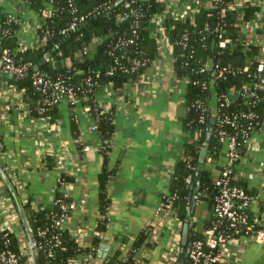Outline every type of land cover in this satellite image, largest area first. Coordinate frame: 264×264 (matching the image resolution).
I'll list each match as a JSON object with an SVG mask.
<instances>
[{
  "label": "trees",
  "instance_id": "obj_1",
  "mask_svg": "<svg viewBox=\"0 0 264 264\" xmlns=\"http://www.w3.org/2000/svg\"><path fill=\"white\" fill-rule=\"evenodd\" d=\"M127 1L129 0H76L75 12H71L66 0L53 1L55 9L46 18L40 19L37 35L44 40L35 48L29 46L19 48L18 25L7 21L6 13L2 11L5 6H0V55L4 48H9L16 61L30 63L28 71L21 77L16 79L0 77V80L15 85L21 91L30 115L49 116L51 119L58 115V108L62 103L48 106L43 113L38 111L42 106L41 99L46 95L37 90L33 83L34 69L43 72L53 81L64 80L67 85L74 87L82 104L91 106V115L95 119L97 132L101 137V152L106 157L115 130V109L112 107L106 111L100 108L95 110L94 96L101 86L112 84L118 89L130 84L146 82L147 70L160 55V42L158 35H153L154 24L151 18L161 13L166 28L172 26L167 33L173 49L171 67L178 80H185L182 82L188 108L185 128L191 135V140L184 145L182 159L178 162L171 178L169 192L173 197L166 196L164 199L171 204V208L183 224L188 194L196 178V164L210 119L215 117L216 120L208 145L206 167L202 174L200 189L197 191L198 200L206 203L208 207L213 205L214 197L219 190L216 184L217 177L212 176L213 173L207 165L216 161L218 151L223 147L219 130L236 134L239 153L243 157L248 151L254 133L261 132L264 128V88L258 89L256 86L261 79L264 80V68L262 71L258 70L260 61L264 60L263 45L251 41L245 46L239 40L242 24L257 21L261 5L249 1L243 6L231 7L220 3L208 7L207 0H199L198 10L185 18H180L173 14L172 0L133 2L130 0V6H126ZM225 1L227 3L232 0ZM26 2L30 9L41 13L48 6L49 1L26 0ZM133 9L136 10L137 15L131 12ZM89 12L90 15L78 24L76 30L65 35L60 33L61 28L72 15ZM119 13H128V17L121 20L118 18ZM238 15H241L242 19H238ZM217 28H223L224 37L231 38L230 44L224 47L218 46ZM262 30L259 28L258 32ZM94 38L100 39L94 42ZM178 41L181 42L177 43ZM207 56L214 60L218 70H223L221 74L218 70H201ZM134 59H139L143 64L133 66ZM109 69H112V72L109 73ZM85 78H90L93 84L87 86L84 83ZM244 86H247V89ZM223 95L229 97V104L220 105L223 102ZM211 106L215 107L214 113ZM243 113L248 116L242 115ZM235 117L236 120L232 125L229 120ZM239 162L237 161L233 166L230 183L241 186L250 196H254L257 194L256 188L248 187L237 172ZM109 174L110 171L106 168L101 172L100 181L103 186ZM189 175H192L190 182L187 181ZM62 196L59 193L56 195L52 208H31L28 203L22 206L24 228L31 240L33 264H65L86 256L92 258L99 248L101 236L94 238L91 248H85L66 228L61 229L55 225L60 213L57 199L63 198ZM108 209V200L103 196L98 221L100 232L107 227ZM214 219L213 213L209 221L204 224V229L200 231L194 224L191 228L192 239H202L207 236L206 234L212 230ZM251 223L255 228L258 227L253 218ZM218 228L224 232L227 241L238 236L242 230L238 228L236 231L224 222ZM40 230H44L45 233H40ZM56 234L59 235L58 244L52 242V236ZM8 237L11 246L16 248L14 234L9 232ZM147 238V233H139L126 253L123 247L127 245V240L124 238L120 248L105 261V264L143 263L146 257L141 255V249L150 245ZM3 241V234L0 233V247L3 246ZM49 247L52 249V255L47 254ZM35 248L38 249V255L35 253ZM38 257L40 262L37 261ZM184 264L191 262L187 258Z\"/></svg>",
  "mask_w": 264,
  "mask_h": 264
},
{
  "label": "crops",
  "instance_id": "obj_2",
  "mask_svg": "<svg viewBox=\"0 0 264 264\" xmlns=\"http://www.w3.org/2000/svg\"><path fill=\"white\" fill-rule=\"evenodd\" d=\"M259 28L263 30L258 32ZM250 35L251 41L264 45V4ZM172 62L165 49L147 70L143 84L118 89L99 87L97 99L103 110L115 109V130L106 157L101 152V137L92 129L95 119L90 112L64 102L52 119L33 117L19 110L21 91L0 80V222L9 221L18 229L17 220L25 223L24 204L52 208L59 193L76 204L65 228L85 248H91L98 236L104 196L109 206L108 223L90 264H105L124 238L126 253L141 232L147 233L150 241L141 249L146 257L141 264H173L181 248L182 223L176 213L157 215L156 208L161 196L169 192L191 135L185 128L188 108L183 84L176 78ZM225 149L218 151L215 162L207 163L215 178L226 162ZM104 168L110 174L103 186L100 174ZM237 172L248 187L259 193L250 215L261 226L264 133L252 139ZM61 174L67 182L60 186ZM212 214L211 205L197 201L194 224L199 231ZM101 244H107V250H102ZM226 248L220 264H264V242L247 238L242 230L227 242Z\"/></svg>",
  "mask_w": 264,
  "mask_h": 264
},
{
  "label": "built area",
  "instance_id": "obj_3",
  "mask_svg": "<svg viewBox=\"0 0 264 264\" xmlns=\"http://www.w3.org/2000/svg\"><path fill=\"white\" fill-rule=\"evenodd\" d=\"M48 6L41 12L36 13L32 9L29 8L26 0H18L15 2L14 0H0V6H4V3L7 2V5L3 8V12L6 13V18L9 23H14L18 25V43L19 48L38 47L43 43L44 38L38 37L37 32L40 27V19L46 18L55 8L53 1L48 0ZM71 8V12H75V2L76 0H66ZM136 0H131V2ZM162 1V0H158ZM167 1V0H165ZM255 2L257 4H264V0H232L226 3L225 0H207L206 4L208 7L217 6L220 3H224L231 7L233 6H243L247 2ZM174 4L173 14L175 17L185 18L188 14L195 12L198 10V6H200L199 0H172ZM126 6H130V0L125 3ZM223 10V9H222ZM133 14L137 15L135 9L131 10ZM222 12V11H221ZM88 14H79L72 15L70 20L65 24L63 28H61L60 33L65 35L69 32H72L77 29L78 24L82 22ZM128 17V13H119V19H125ZM238 19H242L241 15L237 16ZM151 21L154 24V34L158 35V41L160 42V56L162 57L163 50L167 49L168 53L172 56V47L171 43L167 38V33L169 28L164 24V18L161 13H157L152 16ZM253 22H244L241 27V36L239 40L243 45L247 46L251 42V35L249 36V31L251 30ZM218 30V46L224 47L227 44H230L231 38L224 37L223 28H217ZM1 31V25H0ZM30 36V41H29ZM100 38H94V42H98ZM178 41L177 43H180ZM183 43V42H182ZM255 43V42H254ZM185 45V43H183ZM256 44H258L256 42ZM262 50L264 51V45L262 46ZM173 61V56H172ZM214 60L207 56L204 60L203 66L201 70H213L216 71L217 65L214 64ZM133 66L137 67L142 65L143 63L139 59L133 60ZM30 63L26 62H18L16 61L9 48H4L0 55V72L4 73H13V74H23L28 71ZM115 67L113 66L112 69ZM264 68V60L262 59L258 65V70L262 71ZM112 69H109L108 72H112ZM247 67L244 68L246 70ZM126 70V69H123ZM223 72L222 69L218 70V73L221 74ZM33 83L36 85V89L39 90L43 95L41 99L42 106L39 107V112L43 113L46 111L48 106H51L54 103H63L66 102L72 108H80L86 110L91 113V106L88 104H82L81 99L77 94V90L67 85L64 80H55L48 78L43 72L34 69L32 73ZM185 80H181L184 82ZM84 83L87 86H91L92 80L90 78H85ZM112 86V84H110ZM258 89L264 88V80L256 85ZM247 89V86H244ZM23 100V99H22ZM40 101V100H39ZM94 101L96 104L95 110L99 108L103 110L102 104L97 99V94L94 96ZM229 97L223 95V102L220 105L229 104ZM28 105L23 100L21 103V107L19 110H22L26 114H30V110L27 109ZM213 113L215 110L214 106H211ZM246 115V114H242ZM248 115H246L247 117ZM235 118H231L229 122L234 125ZM93 130H97L96 122L92 125ZM263 130V132H262ZM261 132L254 133V137L258 133H264V128H262ZM220 140L223 142V147L225 149L226 154V162L222 166L219 175L216 179V184L219 186V190L214 197L213 203V213H214V221L213 227L209 234H206L204 238H195L191 239V245L188 250V260L191 264H216L223 261L224 254L227 251L226 244L227 237L221 229H219V225L223 222L228 224L230 227L238 231V228L242 229V232L245 234L247 238L255 242H264V224L258 227H254L251 223L250 210L252 209L253 203L256 199L259 198V193L254 196H250L244 188L238 185H233L230 183V175L233 169V166L237 161L242 159L239 149L236 134H228L224 130H219ZM251 139V141H252ZM78 140V139H77ZM250 141V143H251ZM3 142L0 138V148L2 147ZM191 168H194L191 166ZM192 175L187 177V181L190 182L192 180ZM67 180L64 174L60 175L59 184H66ZM168 196V198L173 197L170 195V192H166L161 196L160 202L156 208L157 215H161L163 213H175L171 208V204L167 203L164 199ZM66 197V196H65ZM65 197L57 199L60 206V213L55 220V225L58 228L65 229V223L68 220L70 212L76 207V204L73 201L67 200ZM174 215V214H173ZM18 229L13 227L12 224L8 222H0V233L3 234V246L0 247V264H33L32 262V253H31V240L29 238V234L27 230L24 228V224L21 221H18ZM17 227V226H16ZM9 232L13 233L16 238V248L11 246L10 237H8ZM40 233H45V231H39ZM99 236L102 235L100 231L97 232ZM52 242L55 244L59 243V235L52 236ZM47 254L52 255V249L47 248ZM91 258L89 256L84 257L80 260H71L65 264H90ZM49 264V263H46Z\"/></svg>",
  "mask_w": 264,
  "mask_h": 264
},
{
  "label": "water",
  "instance_id": "obj_4",
  "mask_svg": "<svg viewBox=\"0 0 264 264\" xmlns=\"http://www.w3.org/2000/svg\"><path fill=\"white\" fill-rule=\"evenodd\" d=\"M21 76H22V74L0 72V77L5 78V79H16V78L21 77ZM215 120H216L215 117H212L210 119L207 135H206L205 141L203 143V146L199 152V156H198V160H197V164H196V178L194 180V184L191 186L192 190L188 194L186 212H185L184 222L182 224L181 248H180V251H179V253H178L173 264H184L187 257H188V250H189V247L191 245V239H192L191 228L193 227L194 222H195L194 215H195L197 200L199 197L197 194V191L200 189L202 174L205 170L208 145H209V141L211 139ZM212 208H213V205H212ZM33 245L34 246L36 245L35 242H33ZM100 248L102 250H107L108 245L107 244H101ZM35 253H36V255H38V249L37 248H35ZM37 261L40 262L39 257L37 258Z\"/></svg>",
  "mask_w": 264,
  "mask_h": 264
},
{
  "label": "rangeland",
  "instance_id": "obj_5",
  "mask_svg": "<svg viewBox=\"0 0 264 264\" xmlns=\"http://www.w3.org/2000/svg\"><path fill=\"white\" fill-rule=\"evenodd\" d=\"M14 1L16 2L17 0H14ZM19 1H21V0H18V2H19ZM6 5H7V2L4 3V6H6Z\"/></svg>",
  "mask_w": 264,
  "mask_h": 264
}]
</instances>
